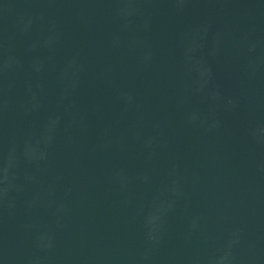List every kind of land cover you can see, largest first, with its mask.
<instances>
[{
  "label": "water",
  "instance_id": "water-1",
  "mask_svg": "<svg viewBox=\"0 0 264 264\" xmlns=\"http://www.w3.org/2000/svg\"><path fill=\"white\" fill-rule=\"evenodd\" d=\"M0 264H264V0H0Z\"/></svg>",
  "mask_w": 264,
  "mask_h": 264
}]
</instances>
